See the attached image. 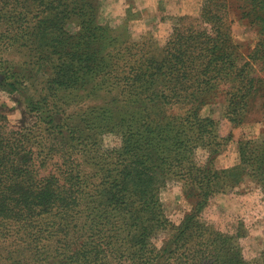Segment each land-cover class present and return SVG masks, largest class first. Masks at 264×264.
<instances>
[{"label": "trees", "instance_id": "trees-1", "mask_svg": "<svg viewBox=\"0 0 264 264\" xmlns=\"http://www.w3.org/2000/svg\"><path fill=\"white\" fill-rule=\"evenodd\" d=\"M246 4L244 14L260 34L252 56L264 66V0H246ZM204 11L196 26L174 29L161 60L132 66L127 72L144 77L145 90L163 81L148 98L180 106L184 113L166 121L141 114V119L131 122L130 116L122 125L120 145L102 152L97 182L84 177L69 158L60 162L57 173L45 172L46 159L39 160L30 141L32 130L5 132L0 125V236L14 237L34 257L38 255L33 264H264V260L242 256L240 234L211 229L200 217L210 198L221 190L224 176L215 167V158L230 134L218 120L201 117L198 109L202 95L213 86L212 78L232 73L234 66L221 19ZM79 15L84 17L81 11ZM59 22L57 15L38 21L42 30L52 29L53 50L60 60L52 83L69 86L76 83L78 74L102 72L107 64L91 49L92 39L103 35L102 28L83 18L86 31L82 40L74 42L58 31ZM246 86L243 80L233 86L228 98L232 112L226 115L229 122L239 121L236 108L246 102L250 89ZM0 87L19 90L16 81L5 78ZM45 120L53 123L54 115H46ZM54 134L56 139L64 138L60 129ZM200 149L203 159L197 156ZM238 154L236 174L264 190V139L239 140ZM167 182L179 183L193 199L190 212L178 225L164 216L158 201V191ZM53 238L59 247L52 246ZM40 254L52 261L42 263ZM11 264L29 263L18 259Z\"/></svg>", "mask_w": 264, "mask_h": 264}, {"label": "rangeland", "instance_id": "rangeland-1", "mask_svg": "<svg viewBox=\"0 0 264 264\" xmlns=\"http://www.w3.org/2000/svg\"><path fill=\"white\" fill-rule=\"evenodd\" d=\"M204 10L221 19L234 66L232 73L225 71L220 78H212L213 86L202 95L198 109L201 117L218 120L230 134L215 158V167L224 176L221 190L210 198L200 217L211 229L240 234L237 241L242 256L261 261L264 190L250 178L236 174L238 141L264 139V66L252 56L260 34L244 14L248 10L246 0H0V80L16 81L19 86L15 92L0 87V125L5 132L32 130L30 141L39 152V160L46 159L45 172L57 173L60 162L69 158L84 177L97 182L101 154L120 145L122 125L130 116L131 122L141 119V114L149 120L162 117L166 121L184 113L180 106L148 98L163 81L145 90L141 86L144 77L127 72L132 66L161 60L174 29L196 26ZM56 15L60 19L56 28L70 36L69 41L82 40L86 31L83 18L102 28L99 32L103 35L91 42V49L102 57L101 63L107 64L102 72L78 74L76 83L69 86L52 83L60 60L53 50L52 29L42 30L38 21ZM239 80L250 89L246 102L236 108L239 121L229 122L226 115L230 116L232 109L228 98ZM46 115H54L55 121L48 122ZM56 129L63 132V139L54 137ZM197 156L203 159L204 152L198 150ZM158 201L164 216L175 225L193 206V199L175 182L160 187ZM118 216L115 213L113 221L117 222ZM161 238L155 239L157 244ZM56 241L52 239L53 247L60 246ZM35 257L14 237L0 236V264L18 259L33 264ZM40 257L42 263L52 261L51 257Z\"/></svg>", "mask_w": 264, "mask_h": 264}]
</instances>
